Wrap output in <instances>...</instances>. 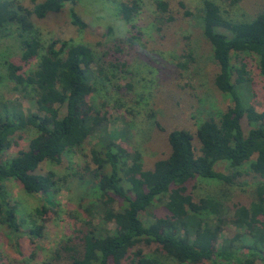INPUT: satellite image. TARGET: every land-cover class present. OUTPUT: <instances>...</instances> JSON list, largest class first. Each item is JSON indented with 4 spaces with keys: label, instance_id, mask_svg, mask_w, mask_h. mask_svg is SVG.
<instances>
[{
    "label": "trees",
    "instance_id": "obj_1",
    "mask_svg": "<svg viewBox=\"0 0 264 264\" xmlns=\"http://www.w3.org/2000/svg\"><path fill=\"white\" fill-rule=\"evenodd\" d=\"M30 1L31 9L16 0H0V36L9 25L16 27L23 62L42 52L36 67L28 72L23 71L21 64L5 61L6 76L13 82V89L35 103L36 111H28L13 100L0 101V223L12 234L21 231L16 206L5 189V181L10 178L28 194L47 196L52 208L43 205L35 209L43 220L53 210L52 196L60 189V179L52 170L37 172L39 165L43 161L60 164L66 153L80 151L92 136L93 146L81 154L84 172L75 174L99 190L97 215L102 214L104 222H114L115 231L102 234L85 222L79 242L61 246L55 251V259H60L59 252L65 250L70 264H110V260L119 263L123 259L135 264H160L155 255L145 254L138 247L143 243L156 244V251L179 263L253 264L257 258L264 262L263 185L257 187V196L248 206H235L230 222L238 229L220 244L217 239L227 219L223 204L213 198L194 201L186 188V183L196 176L231 183L240 175L239 171L225 174L215 170L214 164L220 160L228 161L231 167L250 161L254 175L264 179V109L258 111L250 104V78L245 63L237 68L231 63L232 53L255 54L264 88V8L250 20L232 21L222 15L213 0H203L202 32L218 65L214 84L230 96L232 103L218 119L201 122L194 134L186 129L171 130L167 136L169 154L156 160L152 168L144 169L140 152L120 145L115 133L108 129L106 116L88 101L96 90V75L105 73L93 50L64 39L53 40L42 49L35 34L32 16L43 19L58 14L66 3L74 4L76 0ZM157 6L167 12L165 2L158 1ZM138 10L135 2L120 5V14L126 21ZM172 19L170 15L165 20ZM71 20L74 25L85 27L73 9ZM243 89L248 93L243 95ZM55 104H65L62 117ZM244 120L249 125L247 132ZM28 127L36 129L37 135L28 141L27 149L2 160L14 135ZM194 138L198 146L194 145ZM161 196H165L168 215L145 222L141 213ZM115 201L120 211H113ZM42 229L43 224L34 225L28 233L41 236ZM241 254H246L244 260Z\"/></svg>",
    "mask_w": 264,
    "mask_h": 264
},
{
    "label": "rangeland",
    "instance_id": "obj_2",
    "mask_svg": "<svg viewBox=\"0 0 264 264\" xmlns=\"http://www.w3.org/2000/svg\"><path fill=\"white\" fill-rule=\"evenodd\" d=\"M16 1L30 9L33 6L30 0ZM158 1L167 4V12L160 10ZM213 1L219 5L222 15L232 21L250 20L264 8V0ZM123 2H135L139 6L130 21L124 20L120 14ZM202 4L203 0H76L74 4L66 3L58 14L43 19L31 18L42 49L53 40L64 39L89 46L99 58L105 73L96 75V90L88 101L106 116L108 129L115 133L120 145L140 152L144 169L152 168L156 160L169 154L167 136L171 130L186 129L194 134L201 122L208 118L218 119L232 103L230 96L214 84L218 65L202 32ZM71 9L85 23L84 28L72 23ZM170 15L173 19L165 20ZM39 52V56L23 62L16 27L9 25L2 31L0 101L13 100L28 111H36L35 103L13 89V82L6 76L5 61L21 64L23 71L28 72L36 67L42 53ZM109 62L116 66L111 67ZM242 62L250 78V104L261 111L264 109V88L258 57L249 53L231 54L234 68ZM247 93L243 89V95ZM54 106L62 117L65 104ZM243 127L247 132L249 125L246 120ZM36 135V129L31 127L17 132L2 160L27 149L28 141ZM94 142L91 136L80 151L66 153L60 164L43 161L39 165L37 172L52 170L60 179V189L52 196L53 210L43 220L35 214V209L43 205L52 208L47 196L26 193L15 179L5 181L11 203L16 206L21 231L12 234L0 223V264H70L65 250L59 252L60 259L54 258L55 251L61 246L77 244L81 231L86 229L85 222L89 227L100 229L102 234L115 231L114 222H104L103 215H97L99 190L75 174L84 172L85 162L81 154L88 153ZM194 145L198 146L196 138ZM214 169L225 174L239 171L240 175L231 183L196 176L186 183V188L194 201L213 198L223 204L227 219L217 239V244H220L224 237L232 236L238 229L230 222L235 206H248L257 196V187L264 186V179L254 175L250 161L231 167L228 161L220 160L214 164ZM165 200V196L155 199L152 206L141 213V218L147 222L156 217H166ZM111 207L115 212L120 211L117 201ZM39 224H43L41 236L28 233L30 228ZM138 247L145 254L155 255L160 264H190L179 263L156 251V244L140 243ZM245 257L246 254H241L242 260ZM110 264L135 263L123 259L119 263L110 260ZM253 264L264 262L257 258Z\"/></svg>",
    "mask_w": 264,
    "mask_h": 264
}]
</instances>
